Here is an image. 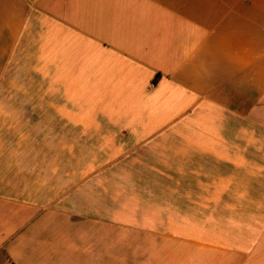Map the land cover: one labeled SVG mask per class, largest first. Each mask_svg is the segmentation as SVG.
Listing matches in <instances>:
<instances>
[{
    "label": "crops",
    "instance_id": "crops-1",
    "mask_svg": "<svg viewBox=\"0 0 264 264\" xmlns=\"http://www.w3.org/2000/svg\"><path fill=\"white\" fill-rule=\"evenodd\" d=\"M0 264H264V0H0Z\"/></svg>",
    "mask_w": 264,
    "mask_h": 264
}]
</instances>
